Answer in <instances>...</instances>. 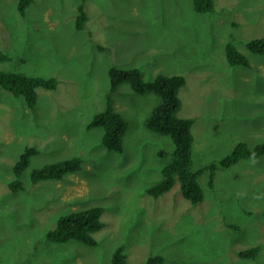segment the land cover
Segmentation results:
<instances>
[{
  "label": "rangeland",
  "instance_id": "obj_1",
  "mask_svg": "<svg viewBox=\"0 0 264 264\" xmlns=\"http://www.w3.org/2000/svg\"><path fill=\"white\" fill-rule=\"evenodd\" d=\"M19 2L0 0V53L8 55L0 71L55 77L58 86L39 87L35 108L0 86V264H113L120 246L134 264L153 255L165 264H264V156L219 163L239 142L264 138V54L246 45L264 37V0H215L209 13L193 0H34L25 14ZM229 42L249 66L230 63ZM112 67H138L147 81L184 75L178 114L194 120L192 169H206L202 202L185 197L178 179L166 193L148 192L172 159L159 151L174 150L171 136L145 125L160 102L155 93L124 83L113 95L129 123L122 153L103 146V128H88L106 107ZM27 146L39 153L20 178L24 189L13 192ZM74 156L81 170L33 182L35 169ZM96 205L105 209L98 245L48 241L62 217ZM254 246L256 257L241 256Z\"/></svg>",
  "mask_w": 264,
  "mask_h": 264
},
{
  "label": "trees",
  "instance_id": "obj_2",
  "mask_svg": "<svg viewBox=\"0 0 264 264\" xmlns=\"http://www.w3.org/2000/svg\"><path fill=\"white\" fill-rule=\"evenodd\" d=\"M34 0H20L19 10L25 14ZM194 7L198 12L209 13L216 8L215 0H193ZM77 17L78 29H83L88 20L85 4L78 6ZM247 47L253 53L264 54V37L252 39L246 42ZM227 56L232 64L250 65L249 58L240 52L236 46L229 42ZM8 59V55L0 53V61ZM111 88L106 96V107L97 113L88 128H103L102 144L110 151L122 153L125 147V136L129 126L115 105L114 94L118 92L122 84L129 83L135 92L146 94L153 92L160 97V102L152 109L147 117L145 125L154 132L171 136L174 143L172 153L160 150L161 157L172 156L170 162L162 167L164 179L148 188V192L153 196H159L171 190L177 179L181 182V190L185 197L192 203L198 204L204 200L205 189L201 185L199 178L206 169L193 170L194 136L192 128L194 120L192 118L180 117L178 114L182 101L180 90L186 85V78L182 74H159L156 79L147 81L144 78L142 69L138 67L117 68L110 70ZM0 86L13 93L17 97L24 96L30 108H35L38 103L39 87L46 89H56L58 80L55 77L46 78L39 75H28L18 71H0ZM39 153L35 146H27L20 159L14 166L16 179L9 183L10 189L17 192L24 189V183L20 179L24 171L30 165L34 155ZM264 156V138L254 146H248L245 142H239L230 154L220 160V164L226 168L233 166L242 159L257 158ZM83 160L79 156H74L64 161L45 164L42 168L35 169L32 173V180L37 183L47 179L61 180L67 173L76 172L83 168ZM219 163H212L208 168L209 186L214 188L215 176ZM105 209L96 205L72 212L62 217L55 229L49 230L46 234L48 241L65 243L75 239L90 246L98 245V240L94 233L104 228L105 223L102 215ZM260 251L259 246H254L243 250L242 257H256ZM113 264H134L128 260V255L123 246L118 247L112 259ZM146 264H165L164 255L151 256Z\"/></svg>",
  "mask_w": 264,
  "mask_h": 264
},
{
  "label": "crops",
  "instance_id": "obj_3",
  "mask_svg": "<svg viewBox=\"0 0 264 264\" xmlns=\"http://www.w3.org/2000/svg\"><path fill=\"white\" fill-rule=\"evenodd\" d=\"M194 4V3H193ZM167 75H173V74H167Z\"/></svg>",
  "mask_w": 264,
  "mask_h": 264
}]
</instances>
